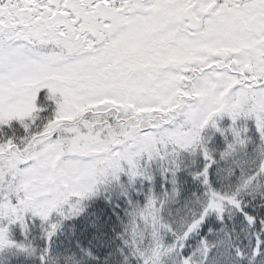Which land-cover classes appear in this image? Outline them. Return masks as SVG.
<instances>
[{
    "label": "snow or ice",
    "instance_id": "snow-or-ice-1",
    "mask_svg": "<svg viewBox=\"0 0 264 264\" xmlns=\"http://www.w3.org/2000/svg\"><path fill=\"white\" fill-rule=\"evenodd\" d=\"M0 264H264V0H0Z\"/></svg>",
    "mask_w": 264,
    "mask_h": 264
}]
</instances>
